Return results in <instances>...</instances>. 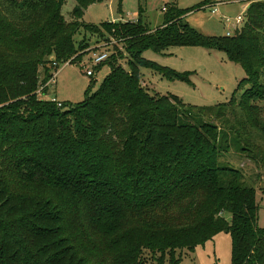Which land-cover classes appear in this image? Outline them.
<instances>
[{"label": "trees", "instance_id": "obj_1", "mask_svg": "<svg viewBox=\"0 0 264 264\" xmlns=\"http://www.w3.org/2000/svg\"><path fill=\"white\" fill-rule=\"evenodd\" d=\"M66 1L0 0V264H180L222 231L232 264H264L257 190L219 162L228 133L178 97L151 94L139 73L187 78L144 58L148 49L224 51L246 76L217 118L239 108L236 133L252 150L249 129L264 137V0L248 5L233 36H207L186 20L210 0L166 4L157 28L142 9L137 21L87 24L88 7L104 0H75L68 20ZM94 34L122 44L97 65L111 67L99 91L79 104L43 98L54 63L77 61Z\"/></svg>", "mask_w": 264, "mask_h": 264}, {"label": "rangeland", "instance_id": "obj_2", "mask_svg": "<svg viewBox=\"0 0 264 264\" xmlns=\"http://www.w3.org/2000/svg\"><path fill=\"white\" fill-rule=\"evenodd\" d=\"M204 0H104L101 3L91 4L85 12L83 20L87 24L100 25L106 21H137L142 9L143 22L151 28H157L164 22L166 4L177 3L180 8L191 9ZM252 2V1H251ZM246 4V3H245ZM245 4L232 3L220 7V11L235 17L243 13ZM76 5L75 0H67L63 6L66 18H72L71 11ZM186 20L199 32L207 36L226 35V26L219 16L213 15L206 6L192 9L186 14ZM85 33V31H82ZM82 33L75 37L81 40ZM86 40V38H85ZM89 47L78 53L77 61L68 60L59 63L55 69V80L49 84L46 93L40 94L43 98L57 100L63 103L79 104L87 95H93L101 88L105 79L111 73L109 63L100 67L94 64V51L101 50L109 55L116 54L115 45L122 44L116 41H105L95 35L88 38ZM144 58L158 66H163L185 75L186 79L169 78L152 68L140 67V77L143 85L151 94L178 97L187 106L189 111L202 114L205 121L213 122L228 133L226 151L220 153V165L230 166L242 170L245 183L254 186L257 190L259 204L260 227L264 228V137L257 130L251 132L250 142L252 150H242L248 135L242 139L237 135L241 121L245 116L238 108L233 114L226 113L217 118V110L221 105L230 104L234 97L239 99L243 89H239L240 81L246 76L242 66L231 61L228 55L218 49H208L203 46H172L163 51L148 49L143 53ZM120 63L130 69L128 57ZM94 67V68H93ZM94 69L95 75L88 76L87 69ZM261 109L259 119L264 123V100L257 102ZM195 108V109H194ZM200 109H215L213 112ZM234 127V130L231 128ZM249 133L248 131H246ZM231 221V214L226 215ZM232 237L230 233L222 231L213 240L198 246L194 252L185 251L180 264H232ZM155 264V263H148Z\"/></svg>", "mask_w": 264, "mask_h": 264}, {"label": "built area", "instance_id": "obj_3", "mask_svg": "<svg viewBox=\"0 0 264 264\" xmlns=\"http://www.w3.org/2000/svg\"><path fill=\"white\" fill-rule=\"evenodd\" d=\"M253 0H210L206 5V8L209 9V11L215 15L219 16L220 21L226 26V35L227 36H233L235 35L236 31L241 29V27L244 25L246 20V10L248 5ZM232 3H243L245 4L243 13H239L235 17H232L231 15L225 14L222 11H220V7L227 4ZM203 6V7H204ZM109 57L108 52L97 50L93 52L92 59L94 61V64L97 66L104 61H106ZM54 66L58 67V64L55 62ZM94 66V67H96ZM93 67V68H94ZM86 74L88 76H94L95 70L94 69H87ZM55 80V73L54 76L49 80V82L46 85L41 86V88L38 90L39 94H43L44 90L49 87V84Z\"/></svg>", "mask_w": 264, "mask_h": 264}]
</instances>
